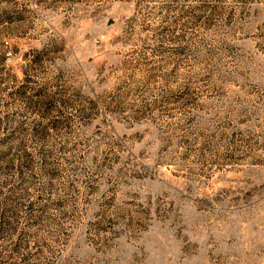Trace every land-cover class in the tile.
Wrapping results in <instances>:
<instances>
[{"label":"rangeland","instance_id":"rangeland-1","mask_svg":"<svg viewBox=\"0 0 264 264\" xmlns=\"http://www.w3.org/2000/svg\"><path fill=\"white\" fill-rule=\"evenodd\" d=\"M0 264H264V0H0Z\"/></svg>","mask_w":264,"mask_h":264}]
</instances>
